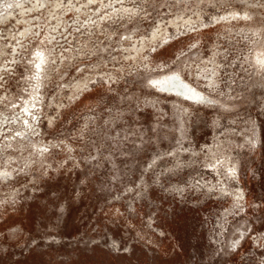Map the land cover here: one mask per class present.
<instances>
[{
  "label": "rangeland",
  "instance_id": "1",
  "mask_svg": "<svg viewBox=\"0 0 264 264\" xmlns=\"http://www.w3.org/2000/svg\"><path fill=\"white\" fill-rule=\"evenodd\" d=\"M184 1L1 13L0 111L33 80L41 138L0 184V264H264V0ZM210 61L216 106L153 83L177 72L206 90Z\"/></svg>",
  "mask_w": 264,
  "mask_h": 264
},
{
  "label": "bare ground",
  "instance_id": "2",
  "mask_svg": "<svg viewBox=\"0 0 264 264\" xmlns=\"http://www.w3.org/2000/svg\"><path fill=\"white\" fill-rule=\"evenodd\" d=\"M19 0L12 1H4L0 4V16L3 11L11 12L13 9L19 5ZM216 0H185L184 3L193 2L194 5L202 8L207 6H213V3ZM12 3V4H11ZM249 0L246 1V5ZM230 20H222L215 21L216 24H226L229 23ZM206 24V23H205ZM213 25V26H214ZM212 26H206L203 29H208ZM169 37V36H168ZM252 41V39H251ZM38 59L40 60L36 69H41V62H44V54H39ZM38 59L35 61L37 62ZM257 60L261 63H264V54L261 56H257ZM217 63H213L210 61L207 66H210V69H206L205 74H202L199 78V81L205 83L202 90L199 87H195L187 82L180 73L171 72L162 77L154 78L153 83L158 90L163 91L165 94H168L172 97H177L180 100H184L186 102H191L197 105L212 107L216 106L218 98L219 86V68ZM211 70V72H209ZM37 82V81H35ZM40 80L37 82L39 84ZM33 80H30V87L33 89V94L31 98L23 104H20L15 110L13 117L9 119L7 116H4L0 111V184L8 183L9 181H13L19 169L16 168L18 162L12 160L11 153H19L25 144L30 145L31 149L37 140L41 138L39 133V115H40V101L38 85L36 88H33ZM41 146V145H39ZM211 150V149H210ZM43 154L44 152L40 150ZM226 166V163L222 164ZM214 169L207 168V171ZM217 170V169H216ZM215 170V171H216ZM225 171V170H223ZM233 197V196H232ZM226 218V213H223L219 216V221Z\"/></svg>",
  "mask_w": 264,
  "mask_h": 264
}]
</instances>
